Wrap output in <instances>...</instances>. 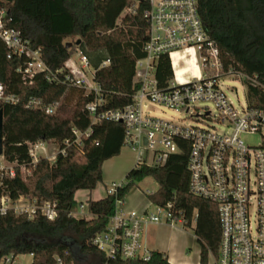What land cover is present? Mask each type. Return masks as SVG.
Returning <instances> with one entry per match:
<instances>
[{"label": "trees", "instance_id": "trees-1", "mask_svg": "<svg viewBox=\"0 0 264 264\" xmlns=\"http://www.w3.org/2000/svg\"><path fill=\"white\" fill-rule=\"evenodd\" d=\"M12 19L11 28L20 29L33 50L58 81L48 80L47 72L25 83L19 69L25 57L11 56L0 39V84L16 104H1L3 113V158L13 165L14 175L0 177V200L12 203L24 197L37 202H53L58 216L54 221L41 214L30 219L8 210L0 213V259L7 255H31L32 264H56V258L74 264H170L161 252L153 251L150 261L107 260L92 244L114 214L116 198L106 196L88 203L92 218H75L79 204L75 194L94 190L103 180V164L120 155L125 129L120 123L92 124L88 104L101 100L100 111L120 110L133 103L139 86L134 82L138 60L145 57L148 42L147 0H0ZM199 15L209 38L217 45L223 69L243 74L248 103L264 110V0H198ZM77 38V49L88 58L98 87L87 92L64 82L70 60L66 40ZM59 72V73H58ZM159 85L172 78L168 58L159 60L156 71ZM79 92L75 105L67 104L70 94ZM31 99L44 106L55 105L53 114L27 108ZM90 130L82 146L73 145L55 163L43 158L37 163L29 155V144L55 141L60 147L74 140L73 129ZM83 154L85 163L75 162ZM152 177L159 185L147 195L150 203L165 207L173 203L184 214L186 227L194 215L195 237L200 248L199 264L217 256L220 223L216 206L190 193L187 153L171 155L163 166L133 168L126 176L119 197L125 198L136 184Z\"/></svg>", "mask_w": 264, "mask_h": 264}, {"label": "built area", "instance_id": "built-area-1", "mask_svg": "<svg viewBox=\"0 0 264 264\" xmlns=\"http://www.w3.org/2000/svg\"><path fill=\"white\" fill-rule=\"evenodd\" d=\"M147 1L149 39L144 46L145 57L136 63L134 82L139 89L133 103L124 109L106 111H100L101 100L88 104L86 110L92 124H122L124 146L137 154L135 167L163 166L169 156L186 152L190 193L212 202L220 223L218 254H209L208 264H264V110L249 103L238 108L229 99L223 80L230 76L248 78L224 71L219 49L209 38L199 15L198 0ZM11 22L7 10L0 7V39L10 51L9 58H26L19 69L24 82L32 84L34 76L44 72L49 74L48 80L58 81V74L52 73L41 59V50H33L20 29L9 27ZM163 57L170 62L172 78L161 86L156 71ZM66 69L65 83L98 93L97 85L92 87L88 80L91 67L85 55L79 52L78 62L70 59ZM17 102L18 98L6 94L0 84V105ZM147 102L185 114L203 106L202 114L192 116L201 124L186 126L153 116L145 111ZM26 107L45 110L46 114L55 110V105L46 107L37 99H31ZM72 132L75 139L66 140L63 147L52 140L29 144L32 161L37 163L45 158L55 163L58 155L66 156L69 147L82 146L83 139L90 135V130L80 132L74 128ZM251 136H258L259 142H247L245 138ZM3 169L0 168V177ZM6 172L14 175L13 168ZM124 185L125 182L114 183L108 190V196L116 198L115 211L106 229L91 244L107 260L148 262L153 251L145 241L147 228L163 223L170 227L175 223L186 226L187 220L173 203L165 207L150 203L154 212L149 207L142 212L128 209L125 198L119 197ZM8 210L30 219L41 214L54 221L58 216L53 202L39 203L24 197L15 203L3 197L0 213ZM71 215L85 217L78 216L77 211ZM193 222L196 223V215ZM20 256L7 255L0 259V264H24ZM30 257L33 261V254ZM56 264L74 263L56 258Z\"/></svg>", "mask_w": 264, "mask_h": 264}, {"label": "rangeland", "instance_id": "rangeland-1", "mask_svg": "<svg viewBox=\"0 0 264 264\" xmlns=\"http://www.w3.org/2000/svg\"><path fill=\"white\" fill-rule=\"evenodd\" d=\"M77 38H69L66 40L67 44L71 43L70 59L73 62H78L79 51L76 46ZM94 70L91 69L88 74V80L90 85L94 86L93 81ZM246 78H239L230 76L223 80L224 90L227 93L229 99L233 102L236 107H244L248 103L247 91L244 86ZM88 92V90H86ZM79 92L70 94L67 104L73 106L79 97ZM145 111L151 113L153 116L175 120L184 125H200L201 122L198 119L192 118L198 113L204 111L203 106H197L192 108L188 114L176 113L173 110L167 109L161 105L146 103ZM247 142L256 144L259 142L258 136H251L245 138ZM2 158V157H0ZM134 153L128 147L124 146L119 156L114 159L107 161L102 168L103 180L98 184L93 195H107L110 188L113 187V183L119 184L126 182V176L134 168ZM76 163H85V157L83 154H79L75 158ZM0 168H4L3 171L7 170L5 160L0 159ZM2 171V170H1ZM159 188L158 183L152 177H146L142 181L138 182L132 191L128 194L127 200L139 201L143 205L148 206L147 195L156 192ZM81 194L87 195L88 193ZM86 206L87 202L79 201ZM78 203V204H79ZM81 204H79L80 206ZM151 212L155 211L154 206H148ZM195 222L192 223L191 227H186L181 223H175L174 227H170L168 224L163 223L161 225H152L147 228L145 233V241L148 244L149 249L163 253L168 260L172 261V264H199L200 261V248L195 237L194 229ZM20 262L24 264H30L32 258L30 255H22L19 257ZM170 263V262H169ZM171 264V263H170Z\"/></svg>", "mask_w": 264, "mask_h": 264}, {"label": "crops", "instance_id": "crops-1", "mask_svg": "<svg viewBox=\"0 0 264 264\" xmlns=\"http://www.w3.org/2000/svg\"><path fill=\"white\" fill-rule=\"evenodd\" d=\"M94 86H95V84H94ZM132 152L134 153V161H133V163H134V168H135L136 160H137V154L134 151H132ZM114 158H112V159H114ZM0 159L5 160L3 157L0 158ZM112 159H110V160H112ZM110 160H108V161H110ZM6 165H7V169L13 168V165L10 164V163H8V162H6ZM96 188L94 190H80V191H77L76 194H75V200L77 201V203H79V201L81 202V201L84 200L88 204L90 201H98V200L104 199L106 196H108V194L107 195H104V196H101V195H93V192L96 190ZM84 191H86L88 193L87 195L85 194V196L84 195H81V194L85 193ZM127 199H128V195L125 197V205L130 210H136V211L142 212L143 210L147 209L148 206L150 205V202L148 201V199H147V203L149 204L148 206L143 205V203H141L139 201H133V200H127ZM79 204H81V205L77 209L78 216L79 215H84L85 216L84 218H86V219L92 218V215L89 213L88 208H87V211H86V206L83 205L82 203H79ZM169 262L172 264V261L169 260Z\"/></svg>", "mask_w": 264, "mask_h": 264}, {"label": "water", "instance_id": "water-1", "mask_svg": "<svg viewBox=\"0 0 264 264\" xmlns=\"http://www.w3.org/2000/svg\"><path fill=\"white\" fill-rule=\"evenodd\" d=\"M80 40H78L76 42V46H78L80 44ZM72 46L71 43H68L66 45V48L67 49H70ZM3 125H4V120H3V113L2 111L0 110V157H3V138H2V134H3Z\"/></svg>", "mask_w": 264, "mask_h": 264}]
</instances>
